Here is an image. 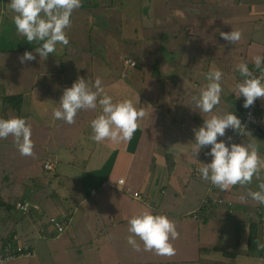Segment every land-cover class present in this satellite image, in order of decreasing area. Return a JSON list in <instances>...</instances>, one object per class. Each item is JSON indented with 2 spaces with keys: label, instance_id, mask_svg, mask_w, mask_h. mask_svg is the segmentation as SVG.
<instances>
[{
  "label": "crops",
  "instance_id": "0c3cea01",
  "mask_svg": "<svg viewBox=\"0 0 264 264\" xmlns=\"http://www.w3.org/2000/svg\"><path fill=\"white\" fill-rule=\"evenodd\" d=\"M1 1L2 0H0V2ZM84 1L87 4V8H95L96 11L98 6L109 8L117 3V1L113 0ZM126 1L128 2L129 0ZM161 1L162 0H150L148 22H153L154 27L160 28L163 24L170 27L171 25L167 24L169 20H172V25H177L185 18V16L183 17V11H178V7L175 3L184 4L188 0H165L163 5L160 4ZM196 1H198L197 6L202 13L197 21L199 25H205L204 27L209 26L214 29V27L218 26L216 23L227 22L225 29L228 30L226 32L242 30V38L237 43L231 44L225 41L220 36V33H218L216 39L220 41L219 44L214 47L218 50L216 54L217 57H206L205 60L202 59L197 64L193 59L196 53L192 54L190 50L182 49L175 52L173 49L169 51L170 57L167 59L164 55L165 52L163 53V51L159 50V47L156 48L159 55H154L155 51L150 48L146 51L147 54L145 51L142 53L141 58L143 59L147 57V55L152 58L156 56L158 58V63L155 61V64L150 67L148 78L145 71H141L143 63L140 62L141 67L137 64L139 69L138 72H141V76L138 75L140 78L139 83L132 82V85H128L121 79H111L113 81L107 82V84L103 82L102 86L107 94L113 97L114 101L131 99L134 104L139 108H143L146 112L145 118L140 121L138 129L130 141L113 143L110 140H105L97 143L91 139L93 135L91 121L102 112L99 105L93 113H89L90 115L86 116L85 113L81 114L84 115L82 116L81 123L79 122V117H76L73 125L77 128L75 130L77 136L72 143L65 145L63 141L61 143L60 137L63 135L67 136L63 131L58 132V136L55 138L57 139L56 141L46 143L45 138H43V143L41 142L39 145L41 151L43 152L48 149V146H52L54 152L50 155L54 156L55 159L58 157V150L63 149V147L66 157H80L77 162L72 158L66 159L67 162L64 163L65 166H70L75 171L81 170L84 173L81 175L82 187L84 184L90 189L96 187V185L100 186L98 190L93 192L95 202L98 203L100 207L110 205V209L112 210L114 205L118 206L117 210H121L123 219L120 222L122 225L117 229L118 238L114 241V245L106 247L104 243L111 242V233L107 230H103V228H95L91 223L90 227L83 228L82 225L78 223L77 212L75 214L73 213V215L69 214L70 216H65L64 218L69 219L68 222H70V225L66 227L70 230V233L66 237L67 242L60 236L66 228L62 232H58L57 230L50 231L48 237L43 240H51V243H48L42 248L41 258L43 261L40 262L39 258L36 264H156L159 261L152 259L154 256L153 253L155 252L144 251L143 245L140 243L141 251H134L132 246L126 243L123 234V230H126V227H124L123 224L134 214L143 210V208L131 207L124 202L128 200H137L133 197L132 193L134 191H139L144 195L146 201L151 199L152 196L154 206L158 204L157 207H161V211H163L164 195L167 193V187L171 189L169 194L172 195V198L167 199V206L172 205L173 207L177 204L183 211L179 215L178 213L180 212H171L173 218L178 220L176 222L180 223V225L177 230L179 232V238L173 241L176 253L171 257L167 256L168 261H173V257L176 259L179 258L181 261H185V259L190 261L188 260L190 258H187L186 251L189 247L193 249L197 247V251L194 252L197 254L198 263L201 262V264H264L263 254L259 257L248 252V241L251 232H256L255 235H257V239L261 237V242H258L264 244V204H259L247 195L250 190H259V183L264 181V171L260 174V180L254 177L252 183L249 185L241 186L237 184L226 191H222L219 188L213 187L209 181L203 180L198 171L193 174L195 168L198 169L203 163L211 162V156L205 155L206 152L210 151V146L202 148L199 155L196 157L191 154V143L195 141L193 129H198L202 126L204 119L210 118L214 114L233 112L236 115L237 110L242 106L244 97L242 95L239 98L236 97L237 92L235 90V85L242 82L244 77L240 75L239 71L236 69V65L240 62H246L254 74L258 71L253 64V57L256 55L264 56V0ZM218 1L220 2L218 3ZM245 1V9L240 10L235 8V4L242 6V3ZM213 2L220 10H217V14L214 11L212 14L208 15L210 12L209 10L207 11V4L211 5L210 3ZM9 3L10 0H4L3 6L0 4V28H5L12 24L14 29L9 30L8 36H5L4 41L3 36L0 35V63L6 65L8 60L17 58L19 65H21L22 63L19 57H21L25 51L34 53L35 48L31 43L28 44L27 41H23L24 36L17 32L12 19L15 13H13L14 15L12 14ZM188 3H191V1H188ZM121 8H123V6ZM135 8L138 15L132 16V19L136 21L131 19L130 22H126L127 19H123V17L129 15L131 11L135 13V10L130 9V7H127L123 12L119 11V14L122 13L123 16L120 15L113 20H104L102 23H99V21L97 22L93 14L89 12L87 22L95 21L96 27L94 33H92V31L87 33L85 43L92 45L93 40L98 43H103L105 51L104 57L107 59L109 58L107 56L113 55L114 57H112V59H115L116 53L120 52L123 49L122 47H125V45L129 43L136 42L137 37L142 36L141 28H143L142 25L144 24L142 18L143 15L149 11L144 9L142 5H138ZM80 10L82 12V18H86L88 16L86 9L80 7V9L78 8L75 11L77 12ZM155 15H157L156 18ZM161 19L166 20L164 22L160 21ZM187 21L188 23H194V20L190 18ZM83 23L84 22H79L78 20L74 24L72 22L71 27L66 30L69 39L68 46H70L71 50L83 52L78 58L92 56L93 59H98L93 55L91 46H89V49L83 48L79 50L76 45L80 34L79 24ZM111 27L113 28L111 29ZM178 28H180L179 31H182L181 24ZM73 29L75 32L71 34ZM212 32H214V30ZM12 37L16 38L17 43L10 39ZM41 42L43 43V41ZM152 42L153 39H151V43ZM156 43L157 41H155V44ZM89 50H92L91 55L86 52ZM224 53H226V55H224ZM185 55H187V58L183 61ZM213 65L220 68L224 73L221 102L212 113H201L195 108L192 96L199 95L200 91L206 86L208 81L207 79L203 80V77L207 76ZM108 69L105 71V75L108 74ZM188 70H190V74H188ZM138 72L137 74H139ZM64 74H68L67 81H63V83H61L60 80L57 81V85H59V87L62 86L60 88H62L63 91L66 87H71L75 82L76 71H73L72 64L67 65L64 69ZM112 74L115 73L112 72ZM43 75L45 74L40 71L35 73L36 77H43ZM59 75L58 67H56L51 76L55 78V76ZM198 76H201V78ZM195 77H197V80L194 79ZM230 77H232L231 81L228 80ZM166 80L169 82H166ZM53 81L56 82V78ZM90 82H93V78H91ZM194 86H199L201 89L193 90ZM34 87L35 84L31 88L34 89ZM31 88L29 90H31ZM23 89H26V87L21 83L20 86L15 88H11L10 86L7 93L0 95V118L8 119L13 116L26 118L31 125L36 126V129L43 127V129L40 128L41 134H49L52 130V128H50L52 125H57L58 128H64L70 125L63 120H53V109L58 107L61 98L60 92L57 93V88L55 90L57 99H55L54 106L44 103L43 94L41 96L35 94L34 97L27 94L28 89H26L27 91H23ZM7 95L22 96L20 108L13 109L8 106L4 100V97ZM163 97L164 101L170 107V109L167 110L168 114L165 113L162 101ZM258 115L264 126V99L262 98H259ZM47 125L48 128H45ZM231 131H233L231 128L226 130L227 133ZM219 139L223 138L218 137V140ZM240 140L241 142L239 141V144H246L248 142L257 144L259 154L264 158V136L255 133H245ZM132 141H134L133 146L131 145ZM2 143L3 139H0V146ZM154 144L157 145L156 148H158V152L155 151ZM1 147L4 151L5 148L3 146ZM71 149L74 154L78 152L77 155L71 153ZM17 153L18 151L14 152L13 156ZM167 155L170 156L167 157ZM39 156L32 157V159L30 156H27L29 164L35 162ZM12 158L10 163L14 164L16 161L12 160ZM80 160H82V162ZM45 162H50L53 165L52 170L54 172L56 169L60 170L62 173H65L67 180L69 179V181H71L70 178H72V174H70L69 169H60L59 166L56 167V162H52L49 159L45 160ZM55 176L58 181L61 182L58 173L55 172ZM75 177H78V174H75ZM120 177L125 179L123 185L117 184V179ZM85 178L86 182H83L82 179ZM158 182L160 183V191L159 194H154L152 191ZM69 185L70 182L61 187L64 198L60 199L58 195L57 200H55V198L52 199L49 195L51 199L50 203L52 206L56 207V210L60 208L59 204L61 203L64 205H72L69 207L70 210L76 207L74 206L75 201H71V199L75 198L71 196V188ZM152 186L153 188L151 189ZM12 188H14V186H12ZM131 189L134 190L132 193ZM187 191L190 193H187ZM16 194H19L17 200L27 199L32 201V203H36L34 199L23 198L25 194H23V191H18ZM190 194L195 195L196 200L193 199L194 197L189 199L191 196ZM160 195L162 198L159 197ZM125 196L130 199L124 200ZM220 196L229 200L230 204L226 202H212L204 209L198 211L199 216L197 218L193 217L191 213L197 209L204 198L209 197L211 199L212 197L217 198ZM241 196H245V201L240 200ZM87 197L88 195H85V197L80 200V203L83 204ZM1 198L2 197H0V199ZM3 198L6 199V197ZM89 198L90 197H88V199ZM101 199L104 202L103 204L100 203ZM6 200L12 203L10 198ZM146 201L140 202L145 204L144 202ZM14 203H12V205ZM148 203H150V201ZM48 206L49 203L47 207H44V212L41 214L36 213L35 216L29 215V217L20 215L19 217L25 220L24 223L27 226L34 224L32 222L33 218L36 219L35 224L46 232L51 225L48 222V218L54 215L49 212V208L51 209L52 206ZM81 214L82 215L79 216L84 219V214ZM187 216H190V218ZM75 218H77L76 221ZM12 220L14 221V218ZM12 220L11 222L14 226L16 222ZM77 233L79 234L80 240H75L76 244H73L72 235ZM191 235L194 236L190 238ZM93 239L95 241L94 244H92ZM33 247L34 250L35 246L33 245ZM259 249L263 253L264 249ZM102 254H104V256ZM35 257L27 258L33 259ZM20 258L22 257H19V259ZM16 260H18V258ZM217 261H219V263H217ZM11 262H13V260ZM11 264H14V262ZM16 264L27 263L17 262Z\"/></svg>",
  "mask_w": 264,
  "mask_h": 264
},
{
  "label": "rangeland",
  "instance_id": "374dc122",
  "mask_svg": "<svg viewBox=\"0 0 264 264\" xmlns=\"http://www.w3.org/2000/svg\"><path fill=\"white\" fill-rule=\"evenodd\" d=\"M117 1V3L113 7L109 8H103L101 6L97 7V11L95 8H87L86 3L84 0H82L81 3V8H85L87 11L88 16L86 18H82V12L80 11H75L74 14L72 15V22L73 24L78 20L79 22H84L83 24H79V40L76 42V45L79 50H82L83 48L89 49V46L93 49V55H101L104 56V48H103V43H98L93 40L92 45H88L85 43L86 35L90 31L94 33L95 27H96V22H87V18L89 17V12H91L94 16V19L99 23L104 22V20H113L116 19L118 16H123V14H119V11L123 12L127 7H130V9H134V11H131L129 15H126L123 17V19H127L126 22H130L132 19V16H137V10L136 6H144V9L149 11V4L150 0H129L128 2L126 0H113ZM188 1H191V3H188ZM183 4L176 2L175 4L178 7V11H183V17L185 16L184 19H182L179 24H173L172 25V20H169L167 24L171 25L170 27H167L165 24L161 25L160 28H156L153 26V22L149 23V13H146L143 15V25L141 28L142 30V36L137 37L136 42L129 43L128 45H125V47H122L123 49L116 53V58L112 59L114 57L113 55L107 56L109 58H105L104 64L106 65H113V70L108 69L103 62L100 59H93L92 56H89L87 58L85 57H79L80 54L83 52H78L76 50H71L70 46L65 48L66 46L58 44L56 51L52 54H49L48 57L45 59L44 57H40V55L36 52L33 54L36 56L35 60L31 61H26L25 63H22L19 65L18 59L17 58H12L8 60L6 65H2L0 63V95L3 93H7L8 88H15L17 86H20L21 83L25 85L26 89H28L27 94L34 96L37 94L38 96H41L43 94V101L45 104L52 105L54 106L55 99L56 97V88H57V93L60 92V95L62 96L63 94V89L57 85V81L60 80L61 83L63 81H67L68 79V74H64V69L67 67V65L72 64L73 66V71H76L75 75V81L77 80L78 77H83L87 79L89 82L91 78H93V82L97 77H100L102 82H105L104 84H107V82H111L113 80L111 79H121L125 81L126 84L132 85L134 83H139V76L141 72H138V66L135 64L137 62L143 63V68L141 71H145L147 74V78L150 72V67L155 64V61L158 63V58L156 56L141 58L142 53L147 51L148 49L152 48L155 52L154 55H159L156 48L159 47V50L165 52V57L169 59L170 54L169 51H172L174 49L175 52H178L182 49L185 50H190L192 51L191 53H196L193 56V59L195 60L196 64L199 63L202 59L205 60L206 57L209 58H214L217 57V51L214 47L215 45L219 44V41L217 38L218 33L220 32H226L228 29H225V26L227 22H218V26L213 28L204 27L205 25H199L197 23L198 18L200 15H202L200 8L197 6L198 1L196 0H188ZM165 0H162L160 2L161 5H163ZM220 1H218L219 3ZM4 0L0 2L3 6ZM196 3V4H195ZM211 5H208V9L210 13L212 14L214 11L216 14L218 13L217 10H220L215 3H210ZM246 1L242 3V6H239L238 4H235L236 9H245L246 8ZM83 6V7H82ZM123 6V8H121ZM148 6V7H147ZM121 8V9H120ZM80 9V8H79ZM13 14V12H12ZM77 14V16H76ZM14 15V14H13ZM188 16V17H187ZM157 15H155V18ZM221 17V16H219ZM193 19L194 23H188L187 20ZM6 19V18H5ZM4 19V20H5ZM101 20V22H100ZM136 21L135 19H132ZM166 19H161L160 21L165 22ZM176 21V20H174ZM178 22V21H177ZM10 24V23H9ZM181 24V29L182 31H179ZM176 25V26H175ZM11 28V29H10ZM113 27H111L112 29ZM14 26L11 24L9 26H6L5 28H0V35L3 36V41L5 39V36H8L9 30H13ZM72 29V28H71ZM163 30V31H162ZM214 30V32H212ZM71 32V30H70ZM75 30L73 29L72 33L73 34ZM70 34V35H71ZM1 39V37H0ZM12 41L16 42V38H10ZM151 39H153V42L151 43ZM23 41H27L26 37H24ZM155 41L157 43L155 44ZM17 43V42H16ZM23 43V42H22ZM28 44H30L27 41ZM98 43V44H97ZM213 43V44H212ZM34 48L42 45V42L38 43H31ZM69 49V50H68ZM91 51H86L91 55ZM95 53V54H94ZM147 54V52H146ZM191 55V54H190ZM226 55V53H224ZM98 58V57H97ZM131 58V59H130ZM187 58V55L183 57V61ZM226 58V57H225ZM130 59V61H129ZM220 64V63H219ZM58 67V74L59 76H55L56 82L53 81L55 78L51 76L53 74V71L55 68ZM75 69V70H74ZM108 69V74L105 75V71ZM186 70V69H184ZM37 71H40L44 73L43 77H36L35 73ZM114 72L115 74H112ZM137 72L139 74H137ZM181 73V72H180ZM188 74H190V70H188ZM105 75V76H104ZM120 76V77H119ZM141 76V75H140ZM166 76V75H165ZM201 78V76H198ZM53 78V80H52ZM145 78V77H143ZM195 77L194 79H196ZM206 79V76L203 77V80ZM169 80V79H168ZM197 80V79H196ZM229 81L232 80V77L228 78ZM142 82V81H141ZM147 82V81H146ZM166 82H169L166 80ZM199 82V81H198ZM148 83V82H147ZM35 84L34 89L31 88ZM165 85V84H164ZM141 86V85H140ZM31 88V90H29ZM69 88V87H66ZM65 88V89H66ZM26 89H23V91H27ZM64 89V90H65ZM191 89V88H190ZM201 89L199 86H194L193 90H198ZM191 97V96H190ZM163 104H164V109L165 113L168 114L167 110L170 109L169 105L164 101V97L162 99ZM185 101V98H184ZM16 104H11L10 107L13 108V106ZM259 108V107H258ZM14 109V108H13ZM94 110H81L76 117H79V122L81 123L82 116L81 114H86L90 115L89 113H93ZM158 112V111H157ZM32 126V137L31 139L34 141L35 147H34V152L36 153L35 156L37 159L35 162L29 164V159H27V156H22L20 155L15 143H14V138L12 136H9L7 139H3V143L1 146H3L5 149L3 151V148L0 146V197H6V199L10 198V201L12 203L18 202L17 198L19 197V194H16L18 191H23L24 197L23 198H30L34 199L36 203H32L31 205L36 209V208H41L43 209L44 207H47L48 203L49 206H52L50 201L51 199L49 198V194L53 189L57 191L59 198L62 199L64 198V195H62L63 191L61 190L62 186H65L69 184L70 182V188H71V196L75 199H71V201H75L76 207H73L70 210V204L64 205L63 203L59 204L60 208L56 210V207L52 206L51 209L49 208V212L51 214H54L52 217L56 219L61 224H64V229L70 225V222H65L67 219H65V216H70L73 215V213L77 214L78 218V223L82 225L83 228L90 227L92 224L95 228H103V230H107L109 233H111L110 243H104V246L110 247L114 245V241H116L117 236V229L119 228L120 222L123 219V213L121 210H117L118 206L114 205L113 210L110 209V205L106 207H100L98 203L95 202L93 192L99 189L100 186L96 185V187H93L90 189L89 187L86 186V184L81 186V175L84 173L81 170L75 171L73 168L70 166H65L66 159H73L75 162H77L80 157L79 156H69L66 157L63 149L58 150L59 154L57 159L54 158V156L50 155L53 153V147L48 146V149L45 151H41V148L39 145L41 142L43 143V138H45L46 143L56 141L55 139L58 136L59 131H63L66 133L67 136H61L60 140L61 143L63 141L64 145L68 143H72V141L76 138L77 133H76V126L69 125L65 126L64 128H58L57 125H52L50 128H52L51 132L49 134H41L40 128L43 129V127L37 128L35 125ZM261 126L263 124L261 123ZM48 128V125L45 127ZM59 139V138H58ZM242 140V139H241ZM241 140H239L241 142ZM131 145H134V141H132ZM155 146V151L158 152V148L156 144ZM18 151V153L13 156V153ZM70 152V151H67ZM71 153L74 154L73 150L71 149ZM78 153V152H77ZM74 154V155H77ZM79 155V154H78ZM13 156V158H12ZM16 157V158H15ZM31 157V156H30ZM11 158L12 160H15L16 162L14 164H11ZM32 159V157H31ZM51 160L52 162H56V167L59 166L60 169L68 170L70 174H72V178L67 180V177L65 176V173H62L60 170L56 169V173H58L61 182L58 181V179L55 176V172L53 170H48L43 167L45 160ZM149 160V159H148ZM146 160V161H148ZM26 161V163H25ZM82 162V160H80ZM17 166V167H16ZM75 174H78V177H75ZM83 182H86V178L82 179ZM192 183V182H191ZM164 185V184H163ZM14 186V188H12ZM153 186L151 187V189ZM150 190V188L148 187ZM171 189L167 187V193L164 195V208L163 211H161V207H157L158 204H155L154 206V200L149 199L148 201L144 202L145 204L141 203L140 200H128L126 203L127 205H130L131 207H141V208H150L151 211L154 214H163L168 216L171 220H174L177 226V230L179 229L180 223H177L175 218H173V212H180L178 213L181 214L183 211L181 207L177 204H175L173 207L172 205L167 206V199L172 198V195L169 194V191ZM134 190L131 189V193ZM160 191V183L158 182L154 188H153V193L159 194ZM187 193H190L187 191ZM85 195H88L90 197L88 199L85 198V202L83 204L80 203V200L85 197ZM190 198H193L196 200L195 195L190 194ZM202 195V194H201ZM213 195V194H212ZM93 196V199H92ZM159 197L162 198L160 195ZM222 197V196H221ZM223 200H227L224 197H222ZM125 199H130L129 197L125 196ZM27 200V199H23ZM150 201V203H148ZM229 201V200H228ZM46 202V203H44ZM10 203V202H9ZM11 203V204H12ZM14 203V204H15ZM101 204L104 202L100 201ZM13 204V206H14ZM81 204V205H80ZM149 205V206H148ZM48 206V207H49ZM102 206V205H101ZM172 212V213H171ZM37 212L33 211L30 213V215L35 216ZM81 213L84 214V219L80 217L79 215H82ZM70 214V215H69ZM20 215H23L25 217H29V214L20 212L16 210L14 207H12V210L4 212L2 210V207L0 206V240L2 242L6 240L7 238L11 237L12 234H16L18 237V240L21 243L30 245L33 247L35 246V255L33 257L35 258H27L26 255H22V258L19 259V257H15L11 260H9L6 264H11L14 262V264L18 263H27V264H36V262L40 258V262H42V248L45 247L48 243H51V240H43L48 237V233L50 231H56V227L52 222L49 221V224H51L48 228V230L45 232L43 231L37 224H31V226H27L24 223V219H20ZM88 216V219H87ZM190 218V216H187ZM14 218V221L12 220ZM75 218V221L76 219ZM16 222L15 225L13 226L12 222ZM30 222L31 219L29 218ZM129 220H126L123 224L124 227H126V230H123V234L127 243V237L131 235L128 232L129 228ZM73 223V222H72ZM91 223V224H90ZM55 228H54V227ZM195 231V230H194ZM70 233L69 228H66L64 232L61 233V237H63L64 241L67 242V235ZM194 235H191L190 238H192ZM109 239V240H110ZM137 242L142 244L143 243L139 240L137 237ZM75 240H80L79 234L72 235V243L76 244ZM259 242H261V237L258 238ZM94 239L93 243L94 244ZM39 243V244H38ZM38 244V246H37ZM249 244L250 241H248V251H249ZM127 245V244H126ZM131 246V245H130ZM34 248V247H33ZM38 249V253H37ZM104 251V250H103ZM197 251L196 248L189 247L188 250L186 251L187 258H190L187 261H181L179 258L173 257V261H168L167 256H158L155 253L154 256L152 257L153 260L159 261L156 264H201L198 263L197 259V254L195 252ZM255 256L259 253L253 252ZM104 256V254H102ZM185 256V255H184ZM263 256H264V251H263ZM261 257V256H259ZM18 258V260H16ZM16 261H15V260ZM13 260V262H11ZM179 261V262H176ZM11 262V263H10ZM219 263V261H217ZM221 263V262H220Z\"/></svg>",
  "mask_w": 264,
  "mask_h": 264
},
{
  "label": "clouds",
  "instance_id": "9594fccd",
  "mask_svg": "<svg viewBox=\"0 0 264 264\" xmlns=\"http://www.w3.org/2000/svg\"><path fill=\"white\" fill-rule=\"evenodd\" d=\"M81 3L82 0H10L9 7L15 13L12 19L17 32L26 37L29 43L39 44L43 41L42 45L35 48V52L46 59L56 51L58 44H69L66 30L71 27L72 14L81 7ZM242 35V30L220 32V36L231 44L240 41ZM19 59L21 63H25L35 60L36 56L25 51ZM253 64L259 70L258 75L250 70L246 62L236 65V69L244 77L242 82L235 85L236 97H244V108L253 106L258 98L264 99V56H254ZM223 77V71L213 65L206 76V86L199 95L192 96L195 108L201 113H212L220 104ZM102 84L100 77L94 82L78 77L71 87L63 91L58 107L53 109V120H63L71 125L75 123L81 110H95L99 105L102 112L91 121V139L97 143L105 140L113 143L130 141L146 112L131 99L114 101ZM229 128L243 133L241 120L237 115L233 112L214 114L204 119L198 129H193L195 141L191 143V154L194 157L199 155L202 148L210 146V151L205 155L211 156V162L203 163L197 171L203 180L222 191L237 184L249 185L254 177L260 180V174L264 171V158L260 156L257 144L231 143L229 146L225 140H218V137H225ZM9 136L14 138L20 155L35 157V144L31 139L32 126L26 118H0V139H7ZM231 139L227 138L228 141ZM258 188V191L250 190L247 195L259 204H264V181L259 183ZM240 200L245 201V196H241ZM18 207L27 211L28 205ZM128 223L131 235L127 237V243L134 251H141L136 239L138 237L143 243L144 251L155 252L158 256L175 255L173 241L179 238V232L175 221L168 216L154 214L150 208H144L134 214ZM258 247L264 249V244L258 242Z\"/></svg>",
  "mask_w": 264,
  "mask_h": 264
},
{
  "label": "built area",
  "instance_id": "2783aa9c",
  "mask_svg": "<svg viewBox=\"0 0 264 264\" xmlns=\"http://www.w3.org/2000/svg\"><path fill=\"white\" fill-rule=\"evenodd\" d=\"M130 61V60H129ZM255 74H259V70L255 72ZM244 103V101H243ZM242 103V109L238 115V117L241 120V124L243 127V130L241 132L238 131H232L227 133L225 137H222L226 143L230 146L231 143H237L239 144L240 138L245 134V133H255L257 135L264 136V126H261V119L259 118L258 115V107H259V98L254 102L253 106L249 108H244ZM231 137V141H228L227 138ZM43 167L45 169H52L53 165L50 162H45ZM197 172V168L193 170V174ZM123 181V183H121ZM125 182V179L123 177H120L117 179V184L118 185H123ZM210 190H211V184H210ZM133 197L137 200L144 201L146 198H144V195L139 192V191H134L132 193ZM224 203L226 202L227 204H230L228 200H223V198L220 197H212L211 199L209 197L204 198L200 205L197 207L196 210L193 211V217L197 218L199 216L198 211L201 209H204L208 204L210 203ZM27 204V211L22 210L18 205H25ZM32 201L29 200H18L14 204V208L20 212L30 214L35 210H38V208H34L32 205ZM32 209V210H31ZM31 210V212H30ZM49 221L54 224L58 232H62L64 230V224L59 223L56 221L54 217H50ZM69 221L67 219L65 222ZM22 255H26V257H33L35 255V251L33 250V247L30 245L21 243L18 240V237L16 234H12L11 237L7 238L3 242L0 243V264H6L9 260L15 258V257H22Z\"/></svg>",
  "mask_w": 264,
  "mask_h": 264
},
{
  "label": "trees",
  "instance_id": "16d2710c",
  "mask_svg": "<svg viewBox=\"0 0 264 264\" xmlns=\"http://www.w3.org/2000/svg\"><path fill=\"white\" fill-rule=\"evenodd\" d=\"M95 54V53H94ZM95 56L96 57H98V59H100L102 62H103V64H104V60H106L105 59V57L104 56H101V55H97V54H95ZM136 65L138 64V66L139 67H141V64H140V62H137V63H135ZM105 65V64H104ZM107 68H110V69H112L113 70V66L112 65H105ZM21 99H22V96H20V95H7V96H5L4 97V100L6 101L5 103H7L8 104V106H10L12 103L13 104H16L15 106H13V108L14 109H18V108H20V104H21ZM241 109H242V107H240L238 110H237V112H236V115L238 116L239 115V113H240V111H241ZM234 131V130H233ZM232 132V131H231ZM168 156H170V155H167V157ZM48 170H52V169H48ZM50 195V197L52 198V199H54L55 198V200H57V198H58V193H57V191H55V189H53L52 191H51V193L49 194ZM18 200H23V199H18ZM0 206L2 207V210L4 211V212H6V211H10V210H12V207H14L11 203H9V201H7L5 198H1L0 199ZM32 210V209H31ZM31 210H30V212H31ZM36 212H37V214H41V213H43L44 212V208L43 209H41V208H39L38 210H35ZM46 211H47V209H46ZM30 215V214H29ZM32 216V215H31ZM33 223H35L36 222V219H34L33 218V221H32ZM256 234V232L254 233V232H251V234H250V236H249V241H250V244H249V253H253V252H258L259 251V253L257 254V255H259V256H261L263 253H262V251L257 247V243H258V239H257V235H255ZM2 241L0 240V243H1ZM254 254V253H253ZM263 256V255H262Z\"/></svg>",
  "mask_w": 264,
  "mask_h": 264
}]
</instances>
